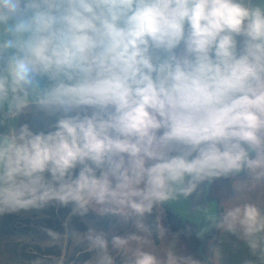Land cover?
I'll return each mask as SVG.
<instances>
[{"label":"clouds","instance_id":"obj_1","mask_svg":"<svg viewBox=\"0 0 264 264\" xmlns=\"http://www.w3.org/2000/svg\"><path fill=\"white\" fill-rule=\"evenodd\" d=\"M202 192L196 234L264 264V0H0V218L68 209L108 222L96 264H203L132 247Z\"/></svg>","mask_w":264,"mask_h":264},{"label":"crops","instance_id":"obj_2","mask_svg":"<svg viewBox=\"0 0 264 264\" xmlns=\"http://www.w3.org/2000/svg\"><path fill=\"white\" fill-rule=\"evenodd\" d=\"M68 213V209L49 208L39 212L5 215L2 219L1 241V254L5 261L21 260L23 264H33L39 259L43 264H56L63 256L64 264H96V253L88 250L83 234L92 223L107 230L108 222L96 221L92 216L67 221ZM14 222L22 224L25 241H12L8 236L5 237ZM131 231L134 229L129 226L119 234L124 235ZM53 234H58V238ZM142 239L149 249L156 245L151 233L141 234ZM136 245L137 243L133 242L132 247ZM112 255L117 257V264H120L117 254ZM246 255L247 249L235 237L220 230L213 250L212 264H243Z\"/></svg>","mask_w":264,"mask_h":264},{"label":"rangeland","instance_id":"obj_3","mask_svg":"<svg viewBox=\"0 0 264 264\" xmlns=\"http://www.w3.org/2000/svg\"><path fill=\"white\" fill-rule=\"evenodd\" d=\"M227 181H217L211 186L210 191L215 193L219 190V187L223 184L226 185ZM210 203H219L214 195H209ZM182 207H186V201L181 202ZM5 217V216H4ZM3 217V218H4ZM0 218V264H23L19 261H5L2 252V219ZM156 221L159 224L160 231V243L154 245L152 248H147L143 239L139 242L140 245L145 247L146 250L156 252L161 256L165 251L171 247H175L177 251L185 254L194 255L195 258L203 262V264H212L213 250L218 239L220 230H217L211 234H206L204 237L198 236L196 233L197 226L191 219V215L180 209V213H177L175 205L157 209ZM12 224V228L5 234L9 240L12 241H25L26 235L23 234L22 224L17 222ZM155 242V241H154ZM137 246V245H136Z\"/></svg>","mask_w":264,"mask_h":264},{"label":"water","instance_id":"obj_4","mask_svg":"<svg viewBox=\"0 0 264 264\" xmlns=\"http://www.w3.org/2000/svg\"><path fill=\"white\" fill-rule=\"evenodd\" d=\"M188 203H189L190 214H194L192 212V208L195 207L196 205H201L204 208H207L208 206L211 205L209 195L203 192L201 193L200 196L194 194L192 199L188 201Z\"/></svg>","mask_w":264,"mask_h":264},{"label":"trees","instance_id":"obj_5","mask_svg":"<svg viewBox=\"0 0 264 264\" xmlns=\"http://www.w3.org/2000/svg\"><path fill=\"white\" fill-rule=\"evenodd\" d=\"M187 205H188L187 206V209H188L187 211L189 213V203L188 202H187ZM156 215H157V210H155L153 215L150 217L151 234H152V236L154 238L155 243L159 244L160 243V237H159L160 227H159L158 222L156 221Z\"/></svg>","mask_w":264,"mask_h":264},{"label":"flooded vegetation","instance_id":"obj_6","mask_svg":"<svg viewBox=\"0 0 264 264\" xmlns=\"http://www.w3.org/2000/svg\"><path fill=\"white\" fill-rule=\"evenodd\" d=\"M187 202L188 201H186V207H182V203H179V204H176L175 205V207H176V211H177V213H180V209L182 208L183 209V211H186V212H188L187 210ZM191 219H192V221L195 223V225L197 226V225H202V226H207V221H206V219H204L203 218V216H199V217H197L195 214H191ZM197 231H199V228L197 227ZM217 231V230H216ZM215 232V231H214ZM206 236V235H205Z\"/></svg>","mask_w":264,"mask_h":264}]
</instances>
